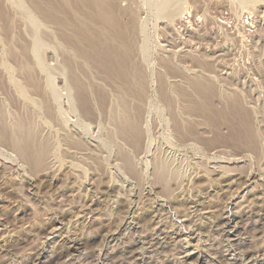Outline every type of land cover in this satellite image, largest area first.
<instances>
[{
	"label": "rangeland",
	"instance_id": "1",
	"mask_svg": "<svg viewBox=\"0 0 264 264\" xmlns=\"http://www.w3.org/2000/svg\"><path fill=\"white\" fill-rule=\"evenodd\" d=\"M143 1L0 0V126L34 140L27 162L0 138V264H264V0ZM99 45L128 50L125 87ZM190 82L242 105L256 154L183 138H212Z\"/></svg>",
	"mask_w": 264,
	"mask_h": 264
},
{
	"label": "bare ground",
	"instance_id": "2",
	"mask_svg": "<svg viewBox=\"0 0 264 264\" xmlns=\"http://www.w3.org/2000/svg\"><path fill=\"white\" fill-rule=\"evenodd\" d=\"M122 1L123 0H121V2ZM143 2L146 4L147 0H146V2L145 1H143ZM154 2H156V0ZM148 3H149V1L147 2V4ZM145 4H144V6H145ZM108 5L107 6L101 5L99 7V25H101V27L106 29L108 35L110 36V39L113 42H118L121 47H124L126 45L125 36H124L125 31L123 32L121 30V26H120L121 23L119 22L120 17L115 12L118 9V7L117 6L112 7L111 5L110 6H108ZM113 6H115V5H113ZM156 8H158V7H156ZM165 9L166 8L164 7V10ZM159 12L160 11H158V13ZM155 13H157V12H155ZM163 13H164V11H163ZM130 23L133 26L134 22L132 19L130 20ZM129 27H130V25H129ZM131 30L134 33V29H132V27H131ZM143 50H144V48H143ZM94 51H96V53L98 55V62L99 63L97 61H95V58H94V60L92 59V61L97 63V65L99 66V69L102 70L104 72V74H106V76L109 79H112L117 83H120L122 88L125 87L127 85L128 73H129L128 72L129 71V65H128V59H127L128 50L126 52H124L125 50L122 52V51L114 48V46H112V45L111 46L106 45L103 47L101 45H99V51L96 47H95ZM126 53H127V55H126ZM126 75H127V77H126ZM197 83L194 84V82L193 83L190 82V85L192 84L190 88L192 89V91H194L193 94L195 93L196 95L191 94V95H193V97L190 95V96H188L189 97L188 98L181 92L182 98H184V101L187 100L186 102L187 103L189 102V105H193L192 108L190 109V111L193 112V114L189 112L190 115H200L205 120V123L210 125L213 128V129H211L212 130L211 131L212 138L211 139L207 138V139H209V140H207L206 138L199 137V131L194 126L193 127L190 126L188 128V132L185 135H183V138H186L188 140L193 139V140L199 141L200 143L203 142V144H205L206 146H209L211 148H214V147L218 148V147L224 146L226 148L231 149L233 152H242V154L244 152L245 153L249 152L251 154H256L257 153L256 152V142H255L254 138L251 136V132H250L251 131L250 119H249L248 114L243 110L242 105L226 103L224 109L213 110L211 100H212L214 94L212 93L210 88L209 89L206 88L205 86L202 85V83L200 85H199V83L198 84ZM122 84H126V85H122ZM101 94L102 93L99 92V105H106L107 99L103 94L102 95ZM131 95L135 100L136 99L140 100V98H143L142 97L143 95H139L136 92H135V94L132 93ZM194 96L195 97L197 96L200 100L195 101L197 98L194 100V98H195ZM190 97L193 99L191 100ZM78 98L80 100V103L82 104V107L86 108L87 101H86L85 95L83 93H80L78 95ZM120 105H128V102L126 101L124 103V101H120ZM21 124H22V126L20 125V128H16V130L17 129L18 130L16 133H14V134H17L16 137H14V138H12L11 137L12 135L8 134L7 131L2 126H0V138H2V140H4V141L8 142L9 146L13 150L18 152L20 155H22V157H25L23 159L28 162L33 157L32 153H31L34 150L32 147L33 142H34V140L32 139L33 134H31V132H29V130H28L29 128L26 127V125L24 123H21ZM28 124H30V123H28ZM208 125H206V127H208ZM17 127H19V125ZM222 127L225 128V130H226L225 137H223L219 134L220 133L219 130ZM179 142H181V141H179ZM131 143H132V146L135 147L134 151L139 152L138 151V149H139V146H138L139 135H136V134L133 135L132 139H131ZM26 156H28V157H26ZM234 157H235V155H234ZM236 172L237 171H235V173ZM242 173H244V172H242ZM232 175H234V172ZM239 175H241V174H239ZM221 177L222 176H220V178ZM159 178L163 179L164 177L162 178V176H160V177H158V179ZM247 178H249V177H247ZM244 179H245V177H244ZM243 184H244V182H243ZM232 185H234V184H232Z\"/></svg>",
	"mask_w": 264,
	"mask_h": 264
}]
</instances>
